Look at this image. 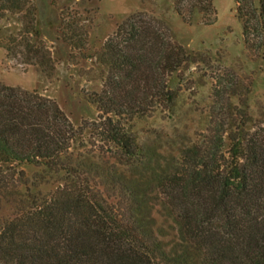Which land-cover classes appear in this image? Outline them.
Wrapping results in <instances>:
<instances>
[{"label":"trees","instance_id":"trees-1","mask_svg":"<svg viewBox=\"0 0 264 264\" xmlns=\"http://www.w3.org/2000/svg\"><path fill=\"white\" fill-rule=\"evenodd\" d=\"M235 4L264 70V0ZM174 10L187 23L217 19L214 0ZM38 44H26L31 64L52 75ZM202 58L137 12L97 51L102 84L84 93L93 119L75 123L56 99L0 80V264H264V122L251 83L232 84L222 107L213 97L206 130L169 156L135 130L174 110V78Z\"/></svg>","mask_w":264,"mask_h":264},{"label":"rangeland","instance_id":"rangeland-1","mask_svg":"<svg viewBox=\"0 0 264 264\" xmlns=\"http://www.w3.org/2000/svg\"><path fill=\"white\" fill-rule=\"evenodd\" d=\"M9 4L10 9L0 10V80L56 99L75 123L97 115L95 105L84 96L102 84L97 51L118 24L137 12L191 55L203 57L187 65L181 78H174L171 86L181 91L172 112L160 109L135 122L151 154L169 156L195 131L204 132L212 98L222 107L226 90L235 82L251 83V112L264 122V70L247 56L235 0H214L217 19L212 25L202 24L198 16L192 23L185 22L174 10V0H19L16 6ZM28 23L34 24L38 37L27 30ZM40 40L52 54V75L31 64L33 53L29 55L26 44ZM161 81H167L166 75Z\"/></svg>","mask_w":264,"mask_h":264}]
</instances>
